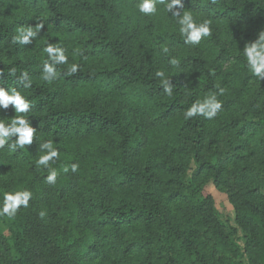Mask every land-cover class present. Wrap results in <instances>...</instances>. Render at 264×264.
I'll return each mask as SVG.
<instances>
[{
  "label": "trees",
  "instance_id": "trees-1",
  "mask_svg": "<svg viewBox=\"0 0 264 264\" xmlns=\"http://www.w3.org/2000/svg\"><path fill=\"white\" fill-rule=\"evenodd\" d=\"M136 3L0 0V80L31 100L21 115L39 131L30 146L0 149V206L5 192L33 194L14 219L0 216V264H264V82L242 53L264 31V0H185L181 11L211 21L196 45L184 43L165 4L146 15ZM37 21L45 28L32 44L12 42ZM59 41L80 71L66 76L59 65L49 84L43 49ZM217 85L226 89L217 117L186 120ZM48 139L60 151L53 185L36 167ZM208 183L233 207V223Z\"/></svg>",
  "mask_w": 264,
  "mask_h": 264
},
{
  "label": "clouds",
  "instance_id": "clouds-1",
  "mask_svg": "<svg viewBox=\"0 0 264 264\" xmlns=\"http://www.w3.org/2000/svg\"><path fill=\"white\" fill-rule=\"evenodd\" d=\"M158 4L166 5L167 12L179 25L178 31L185 44H199L203 38L211 35L210 20L204 19L198 22L190 12L181 11L184 9L185 0H137L136 8L142 14L155 15L158 11ZM44 28V23L39 21H37L34 26L22 25L17 29V34L12 37V42L14 44L30 45L40 36ZM60 45V41L58 43L49 42L43 49V51L47 53L48 58L43 62L41 79L49 84L59 78V65H67L66 72L64 73L66 76H73L80 71L79 64H69L67 49ZM162 50L165 53L169 51L168 47H163ZM242 53L254 77L264 82V31L259 33L257 40L246 44ZM77 54L83 55L79 49L73 53V55ZM169 63L173 67L179 66V60L177 58H172ZM8 73L12 77L15 76L16 68H11L8 70ZM0 75H3V73L0 72ZM156 76L161 78L163 92L171 96L174 88L171 84V80L165 78V73L163 71H157ZM18 82L24 88L31 87L29 73L27 71H22L18 77ZM217 87L219 88L217 94L205 96L203 100L198 99L194 101L191 106L184 111V118L190 120L197 116H202L205 119L211 120L217 117L223 107L217 95L223 96L226 91L225 88L219 87L218 85ZM9 106L14 107L16 115L11 119L0 118V149H4L5 146H7L8 150L16 151L17 149H23L25 146L32 145L34 143V137L38 140L39 137L37 134L39 131L32 126L29 118H26L25 115H21L29 112L31 100L24 96L17 87H5L4 81L0 80V110H7ZM8 120H10V122H6ZM37 151L41 153L36 160L37 169L43 166L48 171V175L44 178V182L49 185L55 184L60 173L56 168L52 167V163L59 158V149L54 147L52 139H48L38 143ZM70 169L73 173L77 172L79 164H71ZM62 171L64 173L69 172V167H63ZM32 196V192L26 189L5 192L2 206H0V216L14 219L21 207H29ZM39 215L44 217L45 213L42 211Z\"/></svg>",
  "mask_w": 264,
  "mask_h": 264
},
{
  "label": "rangeland",
  "instance_id": "rangeland-1",
  "mask_svg": "<svg viewBox=\"0 0 264 264\" xmlns=\"http://www.w3.org/2000/svg\"><path fill=\"white\" fill-rule=\"evenodd\" d=\"M206 190L208 193L216 198L218 210L222 213L224 218L234 222L233 207L228 203L226 196L220 193L212 183H208Z\"/></svg>",
  "mask_w": 264,
  "mask_h": 264
}]
</instances>
